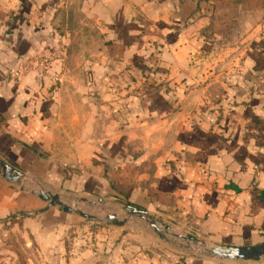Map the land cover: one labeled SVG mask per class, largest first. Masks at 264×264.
I'll return each instance as SVG.
<instances>
[{
  "label": "crops",
  "instance_id": "crops-1",
  "mask_svg": "<svg viewBox=\"0 0 264 264\" xmlns=\"http://www.w3.org/2000/svg\"><path fill=\"white\" fill-rule=\"evenodd\" d=\"M71 8L101 39L113 41L88 77L91 86L102 87L101 103L112 98L106 92L110 84H124L122 76L110 80L111 74L124 69L138 74L135 57L121 56L138 58L155 46L168 69L167 81L182 92L179 99L171 92L154 96L144 110L134 108L141 100L132 96L133 109L115 115L123 123L126 114L135 135L148 129L151 173L140 172L145 158L126 155V125L114 128L105 108L96 142L91 98L69 85L66 74L52 91L60 61L49 76L30 71L19 81L7 78L43 49L69 45L70 35H63L58 23L62 11ZM208 79L215 92L212 108L203 110L210 99L190 93V87L209 86ZM147 115L174 135L166 157L156 153V131L149 129ZM111 132L116 137L109 139ZM0 159L41 187L64 194L102 197L115 184L131 191L135 204L147 200L150 210L165 206L189 215L197 234L217 246L264 245V0H0ZM45 204L0 176V233L24 231L34 238L40 264H107L106 254L79 253L76 240L67 252L63 225L57 223L62 217ZM115 264H122L118 255ZM160 264L264 262L170 256Z\"/></svg>",
  "mask_w": 264,
  "mask_h": 264
},
{
  "label": "rangeland",
  "instance_id": "rangeland-1",
  "mask_svg": "<svg viewBox=\"0 0 264 264\" xmlns=\"http://www.w3.org/2000/svg\"><path fill=\"white\" fill-rule=\"evenodd\" d=\"M58 26L62 29L63 35H70V37L68 36L70 40L69 45L62 44L60 47H47L27 60L47 61L53 58L50 62L52 63V67L56 60L60 59V74L57 79L53 81L52 91L54 85L57 88L55 92L59 90L63 74H66V82L69 85L77 87L82 97L86 96L89 99L91 98L92 104L90 105L93 106L89 108L95 112L94 118L98 120L94 132L95 140L97 139L96 142L101 139L104 121L103 116L104 114L106 115L105 111L108 109V119L110 121L114 120L117 123L114 125V128L115 126L117 128L120 127V125H126L125 137L129 139V143L125 142V144L128 143L126 155L131 156V158L133 156H135V158H142V160L145 158L146 160L142 161L140 172L151 173L154 168L147 163V155L150 153L147 140L148 129L140 130L135 135L131 130L132 127L127 125L129 121L124 117L126 114L120 119L123 123L116 121L115 115L120 110L129 113L133 109V101L129 100L132 96H138L141 100L139 105L136 104L134 108L144 110L147 101L151 100L152 97L160 94H168L170 92L173 95L178 93L175 91V87L170 86L167 81L166 74L168 73V69L160 62L161 60L157 47L149 48L148 52L140 54L138 58H136L137 55H132L131 53L129 55H122L121 57L123 58L135 57V60L139 63L138 74L136 75L135 73L133 75V71L125 73V69L120 75L111 74L110 80L115 81L116 78L122 76L121 81L124 84L121 83L119 86L110 84V86L106 88V92L110 94L112 98H110L109 101L101 103L102 87L99 84L91 86L88 77H90V68L93 67V63L100 62L104 56H107L105 53L106 46L110 47L113 41L110 39L107 42L105 38L101 39L97 28L92 23L85 21L83 17L72 8L62 11ZM41 55L42 57H39ZM109 57L112 60L118 59L116 55L110 52ZM121 57L119 59H122ZM49 72L47 74L48 76L50 75ZM44 74H46V71ZM135 75L138 80L135 79ZM206 75L208 76V74ZM7 78L10 79V71L7 74ZM206 82L210 85L204 86L199 82L190 87V93H194L195 95H206L210 99L203 101V104L205 103L202 105L203 110L212 108L211 100L215 92L212 81L208 79ZM181 94L182 92L179 91L177 95L178 99L181 97ZM113 96H115L114 99L116 100L111 101ZM120 100L128 101L121 102ZM180 105L181 102L179 100L174 104V108H172L171 112L176 111ZM104 108L105 111H103ZM145 120L148 121V124L152 125L149 129L156 131L154 132V134H156V143L158 146L156 153L159 154V157H166V153L170 149V140H173L174 135L166 132V128H164L165 123L158 124V118H151L147 115ZM178 120L179 119H177V121ZM189 121H191V118ZM135 136L140 137V139L134 138ZM113 137H116L114 132L108 134L109 139ZM144 137L146 140L143 142L142 139H144ZM115 141L116 140H113V142ZM135 141H141L142 144H136V146H134ZM144 164H146V167L142 168ZM14 185L16 188L23 189V192L28 195L33 191H43L51 194L57 193L63 204L95 218V220H87L76 214H66L61 212L57 207L48 208V204L45 202V208L54 209V211L62 217V220L57 219V221L60 220L57 223L63 225L60 231H62V238L67 252L74 250L73 244L76 240L81 243V245L77 247L79 253H87L88 255L94 254V256L97 254H106L109 258L107 264H115L116 255L119 256V262L122 260V264H156V262L160 264L161 261L166 260L170 256L183 259L207 258L226 261L215 258L208 253L210 248L217 245L212 244L207 239L197 234L196 226L189 215L179 214L176 211L172 212L171 209L165 206L150 210L152 207H150L147 200L141 201L140 204H135L134 202L137 201L130 195L132 192L117 190L115 184H112L108 195L102 197L71 193L64 194L62 192L52 191L41 187L36 180L29 179L26 176ZM126 205L146 212L148 218L153 220L161 230L167 228V230H165L166 232L162 233L163 238H159L153 232L152 228L149 227L148 221L141 220L138 217L128 216L124 209ZM110 215L116 216L118 221L126 220V223L123 226L111 224L105 220V217ZM5 231L7 234L0 233V264H40V248L37 246L34 238H30V236L23 233L24 231L22 233ZM187 237L196 238L200 243L194 244L193 242H187L184 240V238ZM82 248L85 249L81 250ZM262 261L264 262V260L257 262Z\"/></svg>",
  "mask_w": 264,
  "mask_h": 264
},
{
  "label": "water",
  "instance_id": "water-1",
  "mask_svg": "<svg viewBox=\"0 0 264 264\" xmlns=\"http://www.w3.org/2000/svg\"><path fill=\"white\" fill-rule=\"evenodd\" d=\"M97 140V139H96ZM0 176L3 180L8 182L9 184H17L25 175L20 173L19 171L13 169L11 166L7 165L4 161L0 159ZM23 190V189H21ZM31 194L36 195L38 199L48 204V208L57 207L61 212L66 214H76L81 218L87 220H95V218L91 215H87L80 210L72 209L71 207L63 204L60 200L59 195L46 193L43 191L36 192L33 191ZM85 201V200H80ZM124 209L128 216L138 217L141 220L148 221L149 227L152 228L153 232L159 237L163 238L162 233L166 232L165 230H161L157 224L148 218L146 212L141 211L137 208L131 206H125ZM105 220L110 222L111 224L123 226L126 223V220L118 221L116 216L110 215L106 216ZM182 238L181 236H178ZM187 242H193L194 244L200 243V241L193 237L184 238ZM208 253L215 258L226 260V261H244V262H257L260 260H264V245H257L251 247H221L214 246L208 250Z\"/></svg>",
  "mask_w": 264,
  "mask_h": 264
},
{
  "label": "built area",
  "instance_id": "built-area-1",
  "mask_svg": "<svg viewBox=\"0 0 264 264\" xmlns=\"http://www.w3.org/2000/svg\"><path fill=\"white\" fill-rule=\"evenodd\" d=\"M54 52H57V51H54ZM39 57H42L39 56ZM53 59V58H52ZM52 59L50 60H35V61H31V60H26L22 63H20L16 69H13L10 71V79L11 80H15V81H19L25 74L29 73L30 71H37V72H41V73H45L46 71V75L48 74L49 70H50V67H51V64L50 63L52 61ZM59 59V57H58ZM56 61H60L59 60H56ZM57 78H55L54 80H56ZM56 87L54 85V88H53V92L56 91Z\"/></svg>",
  "mask_w": 264,
  "mask_h": 264
}]
</instances>
